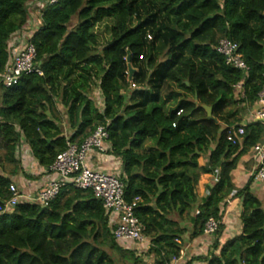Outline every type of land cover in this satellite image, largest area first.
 Here are the masks:
<instances>
[{"label": "trees", "instance_id": "trees-1", "mask_svg": "<svg viewBox=\"0 0 264 264\" xmlns=\"http://www.w3.org/2000/svg\"><path fill=\"white\" fill-rule=\"evenodd\" d=\"M29 2L0 0L1 70L11 39L30 19ZM99 26L109 35L105 43ZM223 39L239 46L247 72L216 52ZM30 43L42 76L0 86L2 169L33 179L20 167L22 143L48 170L68 143L80 146L105 127L108 153L123 163L125 201L139 199L135 215L150 241L145 256L154 255L155 264L179 256L176 240L187 232L179 220L191 222L190 239L203 236L210 219L220 222L218 250L221 208L235 189L232 173L264 142L256 121L236 145L227 140L230 128L258 107L264 87V0H61L42 11ZM166 84L176 89L171 107L162 96ZM204 107L212 108V119ZM64 116L70 138L60 127ZM202 156L205 167L198 164ZM217 169V183L199 204L200 177ZM253 181L234 195L243 203L242 234L211 254L209 264H264V202L251 193ZM11 184L0 175V203L12 197ZM113 229L91 191L67 185L46 205L22 199L0 210V264H117L108 250L123 264H145L115 241Z\"/></svg>", "mask_w": 264, "mask_h": 264}, {"label": "built area", "instance_id": "built-area-1", "mask_svg": "<svg viewBox=\"0 0 264 264\" xmlns=\"http://www.w3.org/2000/svg\"><path fill=\"white\" fill-rule=\"evenodd\" d=\"M61 0H30L28 3V12L33 17L34 11L38 9L39 16L45 8L56 5ZM35 15V14H34ZM29 23V22H28ZM35 32H27L26 27L13 36L10 41L9 63L0 69V86L5 88L16 87L24 77L38 74L42 76L41 71L36 64V50L30 43ZM216 52L224 58L225 64L234 69L247 72L248 67L245 64L242 55L239 52V46L227 39L221 40L215 48ZM134 89L135 86L133 85ZM240 89V85L237 87ZM258 111L251 122H260L264 126V87L259 94ZM182 112L178 113V116ZM232 127L227 133L228 142L237 144V139L244 135V128ZM109 134L105 127H98L95 132L87 138L80 146L68 143L67 150L60 154L55 163L49 168L54 175V179L35 196H22L18 187L11 184L9 191L12 194L10 200L0 203L2 212L8 211L16 206L22 199L46 205L57 198L63 187L72 185L77 189L91 191L96 199L103 203L104 209L109 216L110 226L113 229V237L116 242L123 246L128 242L146 245V250L150 249V242L143 235L144 226L135 215V209L139 199L133 204H128L124 197V184L119 176L96 171L90 168L89 157L93 153L104 155L108 153ZM253 161L255 170L252 174L255 182H264V142L256 145L253 149ZM220 222L210 219L206 224L205 235L213 236ZM176 243L180 245L179 240ZM181 254L171 259L170 264H177Z\"/></svg>", "mask_w": 264, "mask_h": 264}, {"label": "crops", "instance_id": "crops-1", "mask_svg": "<svg viewBox=\"0 0 264 264\" xmlns=\"http://www.w3.org/2000/svg\"><path fill=\"white\" fill-rule=\"evenodd\" d=\"M37 11V9H36ZM34 11V16L32 17V22L28 27H26L27 32H36L38 24L40 22L39 13ZM176 91L174 86L166 84L162 91V96L167 101L168 106H172L173 92ZM239 91V90H238ZM180 95L182 93H179ZM99 92H94V97L99 96ZM100 101H102L101 96ZM259 109L257 106L253 108L243 117V126L247 125L252 121L253 116ZM58 110L63 112L62 106L58 105ZM49 116V113L47 114ZM61 129L63 135L66 138H70L73 134L66 117H63V123L61 124ZM109 147V144H108ZM2 152H0L1 154ZM18 159H20L21 169L28 174L33 179H26L22 174L19 176H11V169H2L0 164V175L10 178L12 184L17 185L19 192L22 196H35L39 191L43 190L49 183L54 179V175L49 171L41 167L36 160L32 157L29 147L22 143L18 151ZM207 157L202 156L198 160L200 167H205L207 165ZM90 168L96 171L105 172L108 174L119 176L122 174L123 163L120 158H117L109 153L101 155L99 153H93L89 157ZM255 170V163L253 161V152L251 151L248 155L242 157L238 163L237 169L232 173V182L235 187L233 194L227 200L226 205L221 208L222 212V224L224 226V232L219 239L220 247L218 250H214L213 242L214 235L208 236L203 235L196 239H190L192 234V224L191 222L179 220L181 227L187 230L185 236L179 240L181 251L180 259L177 264H209L210 255H219V250L222 246L227 244L229 241L240 236L243 232V225L241 221V214L243 211V203L239 198H235L234 195L238 191L242 190L249 182L252 174ZM219 169H217L214 174L202 175L200 177L199 183L196 188V192L199 199V204L209 196L210 189L218 181ZM251 193L257 197L261 202H264V182L253 181L250 187ZM197 212V211H196ZM194 215V214H193ZM150 242V241H149ZM124 249H129L133 251L137 256H140L145 264H155L154 255L145 256L148 252L144 244H137L133 242H128L124 245Z\"/></svg>", "mask_w": 264, "mask_h": 264}, {"label": "rangeland", "instance_id": "rangeland-1", "mask_svg": "<svg viewBox=\"0 0 264 264\" xmlns=\"http://www.w3.org/2000/svg\"><path fill=\"white\" fill-rule=\"evenodd\" d=\"M35 11H36V10H35ZM40 11H41V10H40ZM40 11L37 9V12H40ZM41 15H42V14H41ZM41 15L39 16V18L41 17ZM33 16H34V14H33ZM28 22H29V23H27V25H26L25 27H28V25L31 24V22H32V18H31V17H30V19H29ZM96 32H97L98 35L100 36V38H101V40H102V41H101L102 43H105L106 40L109 39V35H107L104 26H99ZM132 89H133V88H132ZM97 98L99 99L100 97H97ZM16 186H17V185H16ZM108 253H109V255H110L112 258H114V259L116 260L117 264H123V259H122L118 254H116V253H114V252H111L110 250H108Z\"/></svg>", "mask_w": 264, "mask_h": 264}, {"label": "water", "instance_id": "water-1", "mask_svg": "<svg viewBox=\"0 0 264 264\" xmlns=\"http://www.w3.org/2000/svg\"><path fill=\"white\" fill-rule=\"evenodd\" d=\"M132 75H133V70L130 68V78H132ZM204 108L207 111L208 118L212 119V108L210 107H204Z\"/></svg>", "mask_w": 264, "mask_h": 264}]
</instances>
